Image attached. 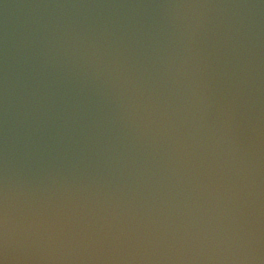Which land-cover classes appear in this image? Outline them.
I'll use <instances>...</instances> for the list:
<instances>
[{
	"label": "water",
	"instance_id": "water-1",
	"mask_svg": "<svg viewBox=\"0 0 264 264\" xmlns=\"http://www.w3.org/2000/svg\"><path fill=\"white\" fill-rule=\"evenodd\" d=\"M0 264H264V0H0Z\"/></svg>",
	"mask_w": 264,
	"mask_h": 264
}]
</instances>
